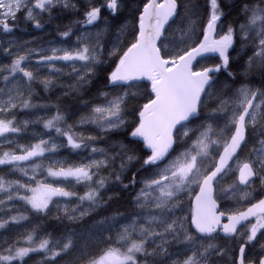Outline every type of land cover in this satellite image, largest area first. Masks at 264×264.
<instances>
[{
    "label": "snow or ice",
    "instance_id": "1",
    "mask_svg": "<svg viewBox=\"0 0 264 264\" xmlns=\"http://www.w3.org/2000/svg\"><path fill=\"white\" fill-rule=\"evenodd\" d=\"M0 54V264H264V0H0Z\"/></svg>",
    "mask_w": 264,
    "mask_h": 264
},
{
    "label": "trees",
    "instance_id": "2",
    "mask_svg": "<svg viewBox=\"0 0 264 264\" xmlns=\"http://www.w3.org/2000/svg\"><path fill=\"white\" fill-rule=\"evenodd\" d=\"M83 2V0H81ZM225 4L231 5L234 0H223ZM200 3L203 4L204 0H200ZM227 12L228 9H225ZM74 19V16L72 14H68L63 21H61L62 25L69 24L71 20ZM235 19V14L233 11V15L228 17V20ZM227 22V21H226ZM16 36L21 40H32L35 38L36 43L46 44L48 41H58L60 37L56 34L54 28H46L43 31L39 30H33L31 26L28 27V30L25 32H17ZM9 62L8 58L0 54V63H6ZM60 92V89H56L55 92L52 93V100L55 101V96L57 93ZM41 95H43V91L41 89ZM54 111V110H53ZM71 123V121H69ZM49 223H52L49 221ZM49 231H53L52 228L48 229Z\"/></svg>",
    "mask_w": 264,
    "mask_h": 264
}]
</instances>
